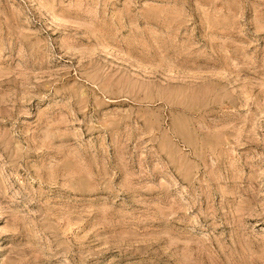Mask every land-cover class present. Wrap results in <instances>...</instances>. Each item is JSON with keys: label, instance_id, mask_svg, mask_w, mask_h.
<instances>
[{"label": "rangeland", "instance_id": "rangeland-1", "mask_svg": "<svg viewBox=\"0 0 264 264\" xmlns=\"http://www.w3.org/2000/svg\"><path fill=\"white\" fill-rule=\"evenodd\" d=\"M0 264H264V0H0Z\"/></svg>", "mask_w": 264, "mask_h": 264}]
</instances>
